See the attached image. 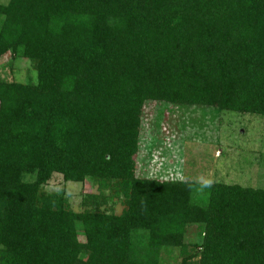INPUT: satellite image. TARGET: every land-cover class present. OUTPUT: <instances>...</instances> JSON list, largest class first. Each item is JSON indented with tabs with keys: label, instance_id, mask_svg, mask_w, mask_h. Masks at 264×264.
<instances>
[{
	"label": "trees",
	"instance_id": "16d2710c",
	"mask_svg": "<svg viewBox=\"0 0 264 264\" xmlns=\"http://www.w3.org/2000/svg\"><path fill=\"white\" fill-rule=\"evenodd\" d=\"M8 54L37 80L0 69V264H264V189L136 174L149 103L264 117V0L0 1Z\"/></svg>",
	"mask_w": 264,
	"mask_h": 264
},
{
	"label": "rangeland",
	"instance_id": "374dc122",
	"mask_svg": "<svg viewBox=\"0 0 264 264\" xmlns=\"http://www.w3.org/2000/svg\"><path fill=\"white\" fill-rule=\"evenodd\" d=\"M0 69L9 81L37 80L30 61L10 54L0 59ZM136 163L140 178L264 189V117L204 106L149 103ZM44 192L63 194L71 210L80 213L86 209L85 197L98 193V187L90 180L65 182L61 175H54ZM111 208L121 214L123 205L114 199L102 210ZM196 233L190 230L187 240L198 241Z\"/></svg>",
	"mask_w": 264,
	"mask_h": 264
}]
</instances>
